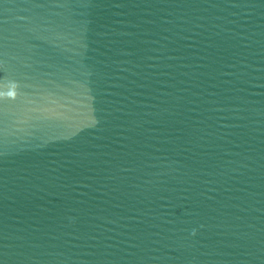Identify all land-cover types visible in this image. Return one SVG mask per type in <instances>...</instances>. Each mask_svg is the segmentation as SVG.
<instances>
[{
	"label": "water",
	"instance_id": "water-1",
	"mask_svg": "<svg viewBox=\"0 0 264 264\" xmlns=\"http://www.w3.org/2000/svg\"><path fill=\"white\" fill-rule=\"evenodd\" d=\"M0 264H264V23L0 0Z\"/></svg>",
	"mask_w": 264,
	"mask_h": 264
}]
</instances>
